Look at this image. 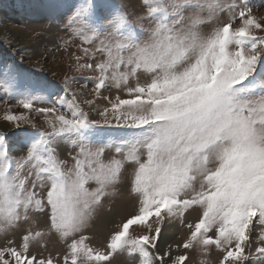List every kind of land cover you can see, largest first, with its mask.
Returning a JSON list of instances; mask_svg holds the SVG:
<instances>
[{"label":"snow or ice","instance_id":"1","mask_svg":"<svg viewBox=\"0 0 264 264\" xmlns=\"http://www.w3.org/2000/svg\"><path fill=\"white\" fill-rule=\"evenodd\" d=\"M36 7L60 13L66 43L79 41L75 71L94 74L80 88L91 82L93 98L78 97L75 76L57 88L0 59V120L12 126L0 132V264H113L121 254L191 264L194 249H214L213 264H264V16L252 0H138L131 13L114 0ZM62 143L75 149L70 165ZM121 186L136 211L94 246L86 233ZM169 220L186 229L174 241L162 238Z\"/></svg>","mask_w":264,"mask_h":264},{"label":"rangeland","instance_id":"2","mask_svg":"<svg viewBox=\"0 0 264 264\" xmlns=\"http://www.w3.org/2000/svg\"><path fill=\"white\" fill-rule=\"evenodd\" d=\"M76 0H69V3H75ZM115 3L125 6V11L131 13L136 6L138 0H114ZM254 12L259 16H264V0H252ZM37 0H0V59L14 63L22 72L31 74L39 79H47L54 83L57 88L61 87V83L65 75L75 76L79 82L72 85L76 90L78 97L83 100L91 99L93 85L91 82L87 87L80 90L84 83L83 77L94 75L87 72H76L74 54L79 55V41L66 43L70 40V34L64 27V19L61 14L57 13L55 18H52L49 13L36 7ZM135 21V16L130 17ZM111 96L119 95L126 98L125 94L116 89H111ZM63 94V93H61ZM103 95H109V91H104ZM12 105L13 112H27L23 108H18L14 100L9 101ZM107 104V101L100 99L96 107L102 108ZM45 106L37 104L36 107ZM8 110V104L0 98V117ZM87 110V106H85ZM30 118L36 123L37 127L47 130V125L44 123L42 114L32 112ZM93 119H100L95 111L90 113ZM11 125L0 120V132L11 131ZM60 159L71 160L68 156L69 152H74L75 149L68 148L66 144H61L59 148ZM22 150H17L12 153L13 156L19 157L23 155ZM111 153L106 154V159ZM132 171V166H126L124 177L127 178ZM136 211V201L130 196L125 187H120L116 194L107 198L103 202V206L99 209L94 224L86 233L92 238L94 246L99 245L109 235L110 232L116 229V225L124 218ZM195 213L189 214V219H192ZM28 225H25L27 227ZM36 228H42L43 223L33 225ZM261 230L257 224L255 232ZM185 230H181L179 221L169 220L164 224L163 237L166 240H176L180 238ZM253 244L257 243L256 235L253 234ZM47 246L48 250L59 245H53L47 239L41 241ZM45 251L44 249H41ZM253 253L255 248L252 249ZM47 255V251H45ZM217 253L213 249L209 255L204 256L198 250L191 252V264H201L204 260L207 264H213ZM119 261V264H131V258L126 254L118 255L113 264ZM251 264H258L257 259H253Z\"/></svg>","mask_w":264,"mask_h":264},{"label":"bare ground","instance_id":"3","mask_svg":"<svg viewBox=\"0 0 264 264\" xmlns=\"http://www.w3.org/2000/svg\"><path fill=\"white\" fill-rule=\"evenodd\" d=\"M163 239L166 240L167 238L164 237Z\"/></svg>","mask_w":264,"mask_h":264}]
</instances>
